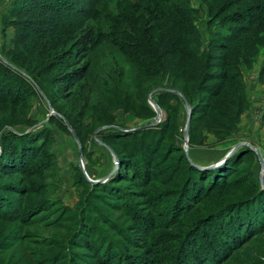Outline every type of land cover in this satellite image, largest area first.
I'll return each mask as SVG.
<instances>
[{"label":"rangeland","instance_id":"1","mask_svg":"<svg viewBox=\"0 0 264 264\" xmlns=\"http://www.w3.org/2000/svg\"><path fill=\"white\" fill-rule=\"evenodd\" d=\"M21 1L0 0V190L18 207L0 217V264H169L195 225L264 192V20L213 98L251 0H74L95 14L49 38L11 23ZM221 264H264V231Z\"/></svg>","mask_w":264,"mask_h":264},{"label":"trees","instance_id":"2","mask_svg":"<svg viewBox=\"0 0 264 264\" xmlns=\"http://www.w3.org/2000/svg\"><path fill=\"white\" fill-rule=\"evenodd\" d=\"M160 1L170 2L171 0ZM240 1L241 0H239L238 3ZM244 8V10L236 12L233 15V21L238 23V25L234 27L236 29L235 32H238V34H230L231 37L229 41L224 42L221 47L226 54L222 59V64L220 67L223 69V71L220 72L218 78L220 79L221 83L222 81L223 83L219 86L218 90L215 91L213 98L219 97L222 91L226 89L227 83H233L240 76L238 73L235 74V76L229 73L231 67L235 66V69H237V66L233 64L234 61H232V53L230 54L233 46L238 47V43H241L245 36L247 38L251 37L250 35H253V33L256 32L258 25L264 20V0H251ZM86 11L87 9H85L84 4L81 3V1L22 0L20 3H18L17 12L15 13L16 18L11 23L21 26V30L26 29L27 32L38 35L40 38H49L54 37L63 30L66 31L65 29L68 30L71 25L69 21H72L71 17L73 18L75 14L79 15L82 13L84 17H86L89 15L92 16L96 12L94 6H92L90 12ZM254 11H257L258 14L255 15ZM156 15H158V13ZM88 36L89 34H87L83 39L87 38ZM181 42L182 39L180 43ZM170 43V47L173 49L174 45L172 42ZM81 46L82 50L87 51V46L84 43L81 44ZM180 49L183 50L182 44H180V48L175 49L173 52H182ZM1 68L3 69V66L0 64V69ZM80 73L82 72L76 71L74 75L78 76ZM260 76L264 78V63L262 65ZM1 81L5 82L4 77L0 78V83ZM178 88L181 89L184 95H187L182 86ZM213 108H215V106ZM241 109V107L238 108L236 117L240 115ZM202 111L204 113L207 110ZM199 112L200 111L198 108H196V110L193 108L192 115H196ZM223 113L224 112H222V115L225 116L226 114ZM262 120L264 122V112L262 115ZM23 153L21 156L24 155ZM240 155L241 154H239V152H235L232 156H230V158H228V160L218 166L216 168L219 171L218 176L221 175L223 177L225 171H227L226 169L229 168L232 163H237L239 161ZM123 166L127 168L126 164ZM201 171L198 170L200 173L199 175L202 176V173L207 172L208 170L201 169ZM211 176V173H209L207 176H205V178L203 177L202 180L211 179ZM216 176L217 175L214 172L212 176L214 177L213 179H216ZM2 191L3 190H0V194ZM196 194H198V196L196 195V197L192 196L189 198L187 204L190 205L191 202H197L203 198L202 191ZM247 196V198L235 203L233 205V209L230 207V209L225 207L226 209L221 210L222 212L219 215H216L220 212V209L218 208L219 210H217L219 212H215L216 214H214L216 215V218L214 219L215 221L213 220V222L206 225H202L201 223H199L197 226L195 225L192 233H190L189 239H191V241L188 242V245L185 247H182V245L181 248L179 246L180 249L175 250L174 253H171L169 259L165 258L164 262H168L169 264H221L233 251H237L238 246L245 244L254 236L260 235L264 231V192L262 194L257 192L255 195L253 192H250ZM182 203L184 204L185 202ZM14 204L15 201L2 192V196L0 195V207L2 205L3 206L0 208V217H8L12 211V208L16 207ZM143 217L144 218H140L142 222H149L146 220V216ZM210 221L211 220H208L206 222ZM109 251H111L109 248L101 251L103 259L109 257ZM158 260L159 261H151V264H158L161 261L160 259ZM110 263L111 261L109 264ZM124 264L140 263L133 261L128 263L126 261Z\"/></svg>","mask_w":264,"mask_h":264},{"label":"water","instance_id":"3","mask_svg":"<svg viewBox=\"0 0 264 264\" xmlns=\"http://www.w3.org/2000/svg\"><path fill=\"white\" fill-rule=\"evenodd\" d=\"M150 100H151L152 105L157 109L158 113L161 114V111H160V109L158 108V105L153 101L152 98H150ZM187 107H188V111H189V117H188L187 126H186V131H185V135H186V136L188 135L189 123H190L191 116H192V115H191V108H190L188 102H187ZM52 113H55V114H56V112H54L53 110H52ZM75 138H76L77 142L79 143L78 138H77L76 136H75ZM243 144H244V143H240V144L234 146L233 148H231L230 151H228V153L224 156V158L220 161L219 164L223 163V162H224V161H225V160H226V159H227L232 153H234V152L237 150V148H238L239 146H241V145H243ZM219 164H215V165L208 166V167H214V166H217V165H219ZM262 164L264 165V160H262ZM83 167H84V165H83ZM88 179H89L90 181L93 182V180H91L90 178H88ZM261 181H262L263 184H264V178H263V177H262Z\"/></svg>","mask_w":264,"mask_h":264}]
</instances>
